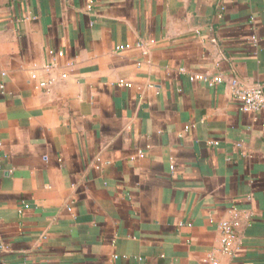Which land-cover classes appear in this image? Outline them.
I'll return each instance as SVG.
<instances>
[{"label": "crops", "instance_id": "1", "mask_svg": "<svg viewBox=\"0 0 264 264\" xmlns=\"http://www.w3.org/2000/svg\"><path fill=\"white\" fill-rule=\"evenodd\" d=\"M92 1L0 0V260L264 264V0Z\"/></svg>", "mask_w": 264, "mask_h": 264}, {"label": "built area", "instance_id": "2", "mask_svg": "<svg viewBox=\"0 0 264 264\" xmlns=\"http://www.w3.org/2000/svg\"><path fill=\"white\" fill-rule=\"evenodd\" d=\"M93 10V1L88 0L85 11L91 12ZM193 80H200L209 87H216L224 82L222 75L216 76H195ZM50 82H41L39 87L46 89ZM129 87V84H125ZM228 87L231 95L236 99L241 106V110L245 113H258L264 108V90L260 85L247 86L238 79H232L228 82ZM240 221L234 218L231 221L221 222L219 230L222 233V252L228 256H233L232 243L238 238V230L240 228ZM0 264H9L0 260ZM208 264H219L214 258H210Z\"/></svg>", "mask_w": 264, "mask_h": 264}]
</instances>
